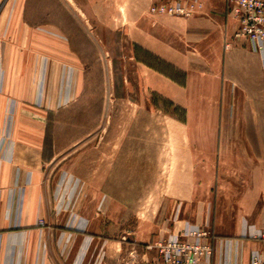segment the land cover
<instances>
[{
	"label": "crops",
	"instance_id": "0c3cea01",
	"mask_svg": "<svg viewBox=\"0 0 264 264\" xmlns=\"http://www.w3.org/2000/svg\"><path fill=\"white\" fill-rule=\"evenodd\" d=\"M66 1L87 14L85 2ZM148 6L128 19L127 40L173 72L141 61L142 88L184 111L150 154L130 146L129 130L102 131L74 152L47 144L48 122L79 94L82 56L54 23L24 22L19 0L1 9L0 264H163L147 247L185 225L208 232L211 264L264 252V53L236 36L225 0L186 18ZM138 187L158 188L155 221L135 219L134 204L152 197L136 198Z\"/></svg>",
	"mask_w": 264,
	"mask_h": 264
},
{
	"label": "rangeland",
	"instance_id": "374dc122",
	"mask_svg": "<svg viewBox=\"0 0 264 264\" xmlns=\"http://www.w3.org/2000/svg\"><path fill=\"white\" fill-rule=\"evenodd\" d=\"M10 1L0 0V11ZM19 2L24 22L44 28L48 21L54 23L55 27L51 28L70 36L71 51L82 56L75 59L82 73L79 94L69 108L48 122L47 144L58 148L74 143L70 147V152H74L94 146L95 136H99L100 142L102 131L106 137V131L117 130L120 137L129 130L134 133L130 146L145 148L150 154L158 146V132L174 130L169 118L184 117V111L158 91L143 90L138 76L141 61L168 74L173 72L172 66L164 61L157 63L148 52L132 47L127 40V21L142 18L147 0H78L80 5L85 2L89 7L85 16L77 9L71 10L66 0ZM56 49L63 50L61 46ZM132 52L134 59H128ZM101 114L103 122H98ZM131 118L134 121L128 126L127 120ZM126 136L122 146H127ZM149 191L152 197L148 201L134 204L136 220H154L158 215L157 187L136 188V198L145 199Z\"/></svg>",
	"mask_w": 264,
	"mask_h": 264
},
{
	"label": "built area",
	"instance_id": "2783aa9c",
	"mask_svg": "<svg viewBox=\"0 0 264 264\" xmlns=\"http://www.w3.org/2000/svg\"><path fill=\"white\" fill-rule=\"evenodd\" d=\"M148 12L170 17H189L206 0H147ZM238 19L236 36L246 38L258 52L264 53V0H225ZM41 223V222H40ZM264 240V230L256 234ZM148 249L157 252L163 264H211L213 248L208 232L185 225L180 232L159 236ZM252 264H264V252L251 255Z\"/></svg>",
	"mask_w": 264,
	"mask_h": 264
},
{
	"label": "trees",
	"instance_id": "16d2710c",
	"mask_svg": "<svg viewBox=\"0 0 264 264\" xmlns=\"http://www.w3.org/2000/svg\"><path fill=\"white\" fill-rule=\"evenodd\" d=\"M157 68V67H156ZM160 70V69H159ZM160 71H162L163 73H165L166 75L168 74L166 71H163V70H160ZM168 75H170V74H168ZM177 119H179L180 121H183L184 120V117H182V118H177Z\"/></svg>",
	"mask_w": 264,
	"mask_h": 264
}]
</instances>
